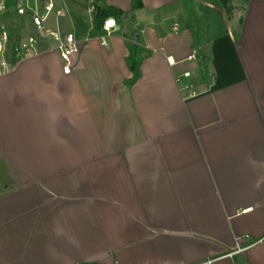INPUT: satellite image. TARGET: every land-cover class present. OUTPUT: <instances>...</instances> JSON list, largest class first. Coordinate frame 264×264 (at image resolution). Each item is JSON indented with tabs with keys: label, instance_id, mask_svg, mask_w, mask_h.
Returning a JSON list of instances; mask_svg holds the SVG:
<instances>
[{
	"label": "crops",
	"instance_id": "crops-1",
	"mask_svg": "<svg viewBox=\"0 0 264 264\" xmlns=\"http://www.w3.org/2000/svg\"><path fill=\"white\" fill-rule=\"evenodd\" d=\"M211 1L58 0L71 73L42 43L0 72V264H264V0Z\"/></svg>",
	"mask_w": 264,
	"mask_h": 264
},
{
	"label": "built area",
	"instance_id": "built-area-1",
	"mask_svg": "<svg viewBox=\"0 0 264 264\" xmlns=\"http://www.w3.org/2000/svg\"><path fill=\"white\" fill-rule=\"evenodd\" d=\"M89 9L94 13L95 5L91 4ZM8 13L20 16L28 14L39 39L34 35H28L16 37L13 41L8 27L2 21V16ZM65 13V8L58 3V0H0V72L10 70L21 60L35 54L39 44L42 43L45 50L55 51L58 54L62 63V72L65 75L70 74L72 58L78 53L79 46L72 33L60 30L58 19ZM52 18H54V24L51 22ZM118 27L113 17H106L100 26V35L97 37L100 44L108 46V39ZM193 59L194 53L186 58L188 61ZM190 77L191 72L184 71L176 77V82L182 90L188 92L189 96H193L196 91L191 83L186 81Z\"/></svg>",
	"mask_w": 264,
	"mask_h": 264
},
{
	"label": "trees",
	"instance_id": "trees-1",
	"mask_svg": "<svg viewBox=\"0 0 264 264\" xmlns=\"http://www.w3.org/2000/svg\"><path fill=\"white\" fill-rule=\"evenodd\" d=\"M142 5L141 0H131V11L137 10ZM106 6L101 5L98 10L99 13L93 20L92 32H96L99 29V23L97 20L98 16H110V10H106ZM119 12V11H117ZM128 32L130 35L129 41L126 42V48L128 50V55L125 59L126 66L131 73V77L125 81V84L128 86L133 85L140 77V66L143 59L150 54V51L144 48L140 41V31L135 28L132 29V25H129Z\"/></svg>",
	"mask_w": 264,
	"mask_h": 264
},
{
	"label": "rangeland",
	"instance_id": "rangeland-1",
	"mask_svg": "<svg viewBox=\"0 0 264 264\" xmlns=\"http://www.w3.org/2000/svg\"><path fill=\"white\" fill-rule=\"evenodd\" d=\"M214 2V3H213ZM212 4H214L215 8H212L211 11L209 12L210 14L213 13L214 16H216L217 18H219V20L221 22L223 16H227L228 17V7L231 4V0H212L211 1ZM228 3V4H227ZM229 5V6H228ZM88 6V4H84V7L86 8ZM207 7V6H206ZM205 7V8H206ZM224 8V9H223ZM223 9V13L219 12V10L221 11ZM206 10V9H205ZM207 12V11H206ZM208 13H206L207 15ZM221 15V16H220ZM2 21L4 22V24L8 27L10 34L12 35V40H16V37H19L17 35H19L22 31L20 29H22L21 27V20L19 18V16L17 14H5L2 16ZM29 23V22H28ZM99 23V21H98ZM123 27H124V31L127 32L128 31V19L124 20L122 22ZM30 27H31V31H30V35H36L37 32L35 30V28L29 23ZM231 26V25H230ZM232 27V26H231ZM129 33V32H128ZM39 36V35H38Z\"/></svg>",
	"mask_w": 264,
	"mask_h": 264
},
{
	"label": "water",
	"instance_id": "water-1",
	"mask_svg": "<svg viewBox=\"0 0 264 264\" xmlns=\"http://www.w3.org/2000/svg\"><path fill=\"white\" fill-rule=\"evenodd\" d=\"M231 26H232V27H235V26H236V23H235V22H232V23H231Z\"/></svg>",
	"mask_w": 264,
	"mask_h": 264
}]
</instances>
